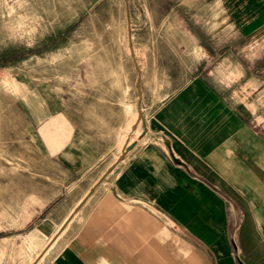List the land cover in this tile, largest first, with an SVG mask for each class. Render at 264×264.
<instances>
[{"label":"crops","instance_id":"0c3cea01","mask_svg":"<svg viewBox=\"0 0 264 264\" xmlns=\"http://www.w3.org/2000/svg\"><path fill=\"white\" fill-rule=\"evenodd\" d=\"M172 14L182 57L134 48L142 121L77 124L71 102L57 216L43 204L0 229V264H264V0H190ZM133 68L111 95L109 77L80 71L86 95L71 100L119 107L131 86L137 100Z\"/></svg>","mask_w":264,"mask_h":264},{"label":"rangeland","instance_id":"374dc122","mask_svg":"<svg viewBox=\"0 0 264 264\" xmlns=\"http://www.w3.org/2000/svg\"><path fill=\"white\" fill-rule=\"evenodd\" d=\"M189 1L0 0V229L21 225L43 204L42 210L57 216V192L63 183L57 149L67 135L71 102L79 111L77 124L126 119L128 126L137 117L134 86L130 99L127 87L125 104L120 101L119 107L91 98L72 101L76 93L86 95L75 86L80 71L109 77L105 92H117L118 76L135 75L128 32L140 57L146 46L175 49L188 43L172 13ZM181 51L176 55L182 57ZM177 86L171 84L170 90ZM127 128L129 136L139 137ZM120 133L100 132L106 138L99 140L114 141Z\"/></svg>","mask_w":264,"mask_h":264},{"label":"water","instance_id":"95a60500","mask_svg":"<svg viewBox=\"0 0 264 264\" xmlns=\"http://www.w3.org/2000/svg\"><path fill=\"white\" fill-rule=\"evenodd\" d=\"M128 18V16H127ZM128 29H129V25H128ZM128 47H129V51H130V56L132 58V62L137 70V79H136V82H135V86H136V90H137V100H136V108H137V119H136V122L131 126V130H135L136 126H137V123L139 120L142 121V112H141V107H140V101H141V90H140V87H139V77H140V70L139 68L137 67L136 65V62H135V57H134V52H133V48H132V45H131V34L128 32ZM143 123V122H142ZM133 144H128V142L126 143L125 147L122 149L120 155L118 156V158L116 159L115 163L102 175V177L99 179L98 183L115 167V165L120 162L124 155L126 154V152L128 150H130L132 148ZM94 189V187H92L90 189V192ZM77 210V208L74 209L73 212H75ZM71 218V215L66 219V221L63 223V225L61 226L60 228V231L64 228V226L67 224V222L70 220ZM59 231V232H60ZM55 238V237H54ZM54 240V239H53Z\"/></svg>","mask_w":264,"mask_h":264},{"label":"bare ground","instance_id":"6f19581e","mask_svg":"<svg viewBox=\"0 0 264 264\" xmlns=\"http://www.w3.org/2000/svg\"><path fill=\"white\" fill-rule=\"evenodd\" d=\"M133 52H134V55H135V51L133 50ZM165 257V256H164Z\"/></svg>","mask_w":264,"mask_h":264}]
</instances>
